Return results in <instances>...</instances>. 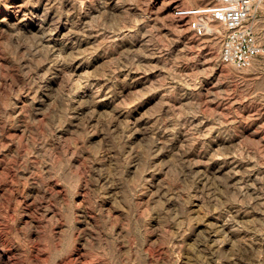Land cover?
<instances>
[{
  "label": "rangeland",
  "instance_id": "rangeland-1",
  "mask_svg": "<svg viewBox=\"0 0 264 264\" xmlns=\"http://www.w3.org/2000/svg\"><path fill=\"white\" fill-rule=\"evenodd\" d=\"M208 0H0V264H264V0L248 66Z\"/></svg>",
  "mask_w": 264,
  "mask_h": 264
},
{
  "label": "built area",
  "instance_id": "built-area-1",
  "mask_svg": "<svg viewBox=\"0 0 264 264\" xmlns=\"http://www.w3.org/2000/svg\"><path fill=\"white\" fill-rule=\"evenodd\" d=\"M256 0H208L181 13L191 15L189 25L197 35L213 31L212 23L220 22L225 32L220 45V57L235 66H248L260 52L251 17Z\"/></svg>",
  "mask_w": 264,
  "mask_h": 264
}]
</instances>
